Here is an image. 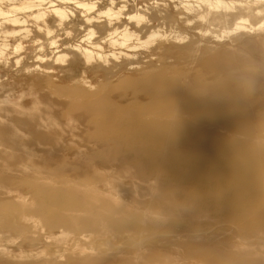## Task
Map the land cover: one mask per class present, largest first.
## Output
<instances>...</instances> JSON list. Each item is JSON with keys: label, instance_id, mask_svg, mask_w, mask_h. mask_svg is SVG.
<instances>
[{"label": "rangeland", "instance_id": "rangeland-1", "mask_svg": "<svg viewBox=\"0 0 264 264\" xmlns=\"http://www.w3.org/2000/svg\"><path fill=\"white\" fill-rule=\"evenodd\" d=\"M52 1L0 26V264H264V0Z\"/></svg>", "mask_w": 264, "mask_h": 264}, {"label": "bare ground", "instance_id": "bare-ground-1", "mask_svg": "<svg viewBox=\"0 0 264 264\" xmlns=\"http://www.w3.org/2000/svg\"><path fill=\"white\" fill-rule=\"evenodd\" d=\"M62 3H69V4H75L77 7L81 8V9H85L87 11H92L94 10L95 6L94 5H90L87 3H82V2H78V1H72V0H58ZM15 0H0V26L2 23H7L10 24L11 26H19V25H23L27 22V20H23L21 21L18 17L17 14L18 12L21 13H25L28 16H32L34 19L39 20L43 17L46 16L47 14V10L46 9H51L48 12H51L55 15V17L59 18L61 21L67 17L68 13L62 9L61 7H59V5H57L55 2H53L52 0H25L24 3L17 5V3H14ZM5 4H10L11 8L9 11L4 9V5ZM59 4V3H58ZM43 6H48L47 8H43L42 12H36V10H40ZM83 14V13H82ZM51 15V14H50ZM80 15V14H79ZM84 15V14H83ZM115 15V13H114ZM129 17V16H128ZM132 17V16H131ZM79 18V17H78ZM81 18V17H80ZM77 19V18H76ZM132 19V18H131ZM75 22V21H74ZM102 26V25H100ZM38 33V32H37ZM64 36V34H63ZM124 39L121 42V46H125L126 42L128 41L125 35L122 36ZM132 37V36H131ZM131 39V38H130ZM2 42V41H1ZM55 47V46H54ZM135 46H129V48H134ZM49 48V47H48ZM50 49H54L53 47ZM56 50V49H55ZM58 50V49H57ZM128 80V79H127ZM125 83V81H124ZM130 83V82H128ZM147 86V85H146ZM117 87V86H116ZM153 87V86H152ZM148 90V89H146ZM152 90V89H151ZM229 98V97H228ZM82 100V99H81ZM171 100V99H170ZM57 102V101H56ZM111 104V103H110ZM56 106V105H55ZM100 106V105H99ZM98 106V107H99ZM111 107V106H110ZM104 108V107H103ZM99 110V109H98ZM97 110V111H98ZM140 110V109H139ZM146 110V109H144ZM86 111V110H85ZM71 111H69L70 113ZM88 112V111H87ZM105 112V111H104ZM73 113V112H72ZM193 113V112H192ZM217 114V113H216ZM71 115V114H70ZM197 115V114H196ZM74 116V115H73ZM92 114H90V118H91ZM95 116V115H94ZM79 117V116H78ZM109 117V116H108ZM204 118V117H203ZM105 119V118H104ZM78 120V119H77ZM203 120V119H201ZM204 120H206L204 118ZM211 120V119H210ZM208 121V119H207ZM199 122V121H198ZM204 123V122H203ZM219 124V123H218ZM199 125V124H198ZM204 127V126H203ZM201 128V127H200ZM214 129V128H213ZM224 129V128H223ZM91 130V129H90ZM86 134V133H85ZM89 134V133H88ZM236 134V133H235ZM87 136V135H85ZM95 136V135H94ZM239 138V137H238ZM248 138V137H247ZM100 139V138H99ZM253 140V139H252ZM248 141V140H247ZM103 145V144H100ZM101 148V147H100ZM99 148V150H100ZM103 148V147H102ZM111 148V147H110ZM113 149V148H112ZM106 151V150H105ZM109 151V150H108ZM112 151V150H111ZM110 152V151H109ZM107 155V154H106ZM105 155V156H106ZM83 156V155H82ZM108 157V156H107ZM85 159V158H84ZM106 161V160H105ZM142 163V162H141ZM121 166V165H120ZM90 167V166H89ZM94 171V170H93ZM159 193V192H158ZM177 194V193H176ZM133 196V195H132ZM170 204V202H169ZM171 205V204H170ZM175 207H177L178 205H174ZM107 209V208H106ZM221 212V211H220ZM69 213V212H68ZM218 213V212H217ZM187 214V213H186ZM196 215V214H193ZM189 216V215H188ZM185 217V216H184ZM196 217V216H195ZM67 221V220H66ZM65 222V221H64Z\"/></svg>", "mask_w": 264, "mask_h": 264}]
</instances>
